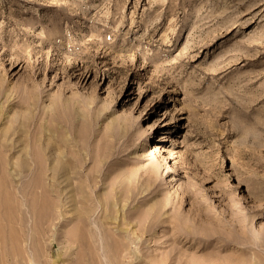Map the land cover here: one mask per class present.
<instances>
[{
	"label": "rangeland",
	"instance_id": "rangeland-1",
	"mask_svg": "<svg viewBox=\"0 0 264 264\" xmlns=\"http://www.w3.org/2000/svg\"><path fill=\"white\" fill-rule=\"evenodd\" d=\"M0 208V264H264V0H0Z\"/></svg>",
	"mask_w": 264,
	"mask_h": 264
},
{
	"label": "bare ground",
	"instance_id": "bare-ground-1",
	"mask_svg": "<svg viewBox=\"0 0 264 264\" xmlns=\"http://www.w3.org/2000/svg\"><path fill=\"white\" fill-rule=\"evenodd\" d=\"M27 148V147H26ZM164 153H169V149L168 148H165V150H164ZM54 154V153H53ZM28 155H29V153H28V151L26 150L25 151V153H24V155H23V157H24V159L28 162ZM55 155H57V154H55ZM59 156H61V155H59ZM63 156V155H62ZM57 159V158H56ZM60 159V158H59ZM32 160V159H31ZM52 160V159H51ZM61 160V159H60ZM33 161V160H32ZM62 161V160H61ZM57 162H59V161H57ZM29 163V162H28ZM62 163V162H61ZM62 166H63V164H62ZM66 166V165H65ZM67 167V166H66ZM63 168V167H62ZM64 169V168H63ZM66 169V168H65ZM51 170H52V179H51V182H50V184H49V192H56L57 194L56 195H60V193H61V191H63V189H62V187L60 186L59 188L57 187V184H56V180H57V178L59 177V176H57V177H55L57 174H59V172H58V169H57V167H54L53 166V168H51ZM63 173V172H62ZM66 176V175H65ZM60 181V180H59ZM63 181V180H62ZM62 185V184H61ZM65 186V185H64ZM68 188V187H67ZM45 190V189H44ZM52 195V194H51ZM55 195V196H56ZM43 199V198H42ZM41 202V201H40ZM40 204V203H39ZM49 204V203H48ZM1 209V208H0ZM47 209V208H46ZM24 210V209H23ZM51 210V209H50ZM58 212V211H57ZM10 213V212H9ZM59 213V212H58ZM81 214V219L82 220H85V215H86V212H82V213H80ZM49 217V216H48ZM57 218V217H56ZM19 219V218H18ZM51 218H49V220H50ZM80 220V219H79ZM51 222H52V220H51ZM33 223V222H32ZM80 223H82V222H80ZM17 224V223H16ZM16 224H15V226H16ZM9 225H11V224H9ZM13 225V224H12ZM24 226V225H23ZM23 226H21L20 224H18V228L19 229H21L22 230V228H23ZM26 228V227H25ZM18 229V230H19ZM8 231H9V229H7ZM13 231H15V230H13ZM24 231V230H23ZM29 232V231H28ZM11 233V232H10ZM15 233V232H14ZM14 233H11V234H14ZM21 234V233H20ZM22 235V234H21ZM37 235V234H36ZM13 236V235H12ZM38 237V236H37ZM89 237V236H88ZM125 237V236H124ZM1 239V238H0ZM85 240V239H84ZM16 241V240H15ZM11 242V241H10ZM17 242V241H16ZM19 242V241H18ZM17 244H19V243H17ZM22 245V244H21ZM130 245V244H129ZM12 248V247H11ZM13 250L11 249V252H12ZM20 252V251H19ZM23 252H24V250H23ZM121 252H122V250H121ZM14 253H15V251H14ZM121 254V253H120ZM31 256V255H30ZM97 256V255H96ZM123 259V258H122Z\"/></svg>",
	"mask_w": 264,
	"mask_h": 264
}]
</instances>
